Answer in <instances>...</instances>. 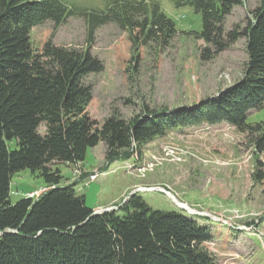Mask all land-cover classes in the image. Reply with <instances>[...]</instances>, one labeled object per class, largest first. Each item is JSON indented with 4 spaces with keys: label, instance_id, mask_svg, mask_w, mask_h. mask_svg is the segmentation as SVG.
Listing matches in <instances>:
<instances>
[{
    "label": "trees",
    "instance_id": "obj_1",
    "mask_svg": "<svg viewBox=\"0 0 264 264\" xmlns=\"http://www.w3.org/2000/svg\"><path fill=\"white\" fill-rule=\"evenodd\" d=\"M186 3L201 15L199 37L211 46L204 49L207 56L214 54L212 47L221 52L246 37L244 77L194 108L147 107L131 119L114 114L99 124L89 113L93 88L86 78L102 72L104 62L88 47L48 40L35 49L31 40L37 25H60L67 1L0 0V264H218L204 247L211 231L196 219L153 209L137 193L116 209L94 213L77 194V182L61 184L60 164L84 162L88 149L101 142L108 161L127 160L157 137L205 124H231L264 153V119L249 121L252 111L264 107V5L244 29L226 35V17L244 0ZM89 15L90 45L96 28L112 20L131 32L141 30L145 40L167 42L177 32L173 19L158 5L150 11L143 0H114ZM26 169L49 188L13 203L11 194H19L11 190L13 175ZM254 178L264 181L261 159Z\"/></svg>",
    "mask_w": 264,
    "mask_h": 264
},
{
    "label": "rangeland",
    "instance_id": "obj_2",
    "mask_svg": "<svg viewBox=\"0 0 264 264\" xmlns=\"http://www.w3.org/2000/svg\"><path fill=\"white\" fill-rule=\"evenodd\" d=\"M67 15L56 25L47 20L31 32L35 49L52 40L57 45L91 49L104 70L86 78L93 88L89 113L99 124L117 114L131 119L147 107L172 111L194 108L219 96L244 77L247 39L239 37L221 52L199 37L202 19L186 0H143L174 20L177 32L165 42L131 32L116 20L101 24L90 45V13L106 10L114 0H66ZM264 0H244L226 17V35L244 29ZM228 38V37H227ZM264 119V107L249 121ZM40 130L43 132L44 127ZM250 137L228 123L181 128L138 147L131 159L108 161L99 143L84 162L60 164L61 184L77 182V194L94 210L118 207L133 191L153 208L177 211L209 227L212 241L204 247L218 264H264V181L254 178L257 160ZM144 187L146 191H141ZM43 178L28 169L13 175L11 201L44 192ZM152 189V190H151ZM151 190V191H150ZM188 204L196 212L177 204Z\"/></svg>",
    "mask_w": 264,
    "mask_h": 264
},
{
    "label": "water",
    "instance_id": "obj_3",
    "mask_svg": "<svg viewBox=\"0 0 264 264\" xmlns=\"http://www.w3.org/2000/svg\"><path fill=\"white\" fill-rule=\"evenodd\" d=\"M136 191H133V193L131 195H133ZM129 199V198H128ZM126 201V200H125ZM124 201V202H125ZM123 202V203H124ZM110 209H116V207H110V208H103L102 210H95L94 213H100V212H103V211H107V210H110Z\"/></svg>",
    "mask_w": 264,
    "mask_h": 264
},
{
    "label": "built area",
    "instance_id": "obj_4",
    "mask_svg": "<svg viewBox=\"0 0 264 264\" xmlns=\"http://www.w3.org/2000/svg\"><path fill=\"white\" fill-rule=\"evenodd\" d=\"M35 194H37V193H33V192H31L29 195H30V196H33V195H35Z\"/></svg>",
    "mask_w": 264,
    "mask_h": 264
}]
</instances>
